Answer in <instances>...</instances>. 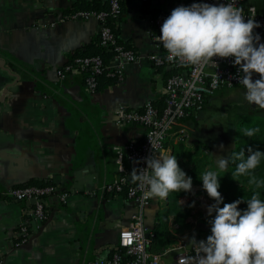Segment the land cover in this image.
Segmentation results:
<instances>
[{
	"label": "crops",
	"instance_id": "obj_1",
	"mask_svg": "<svg viewBox=\"0 0 264 264\" xmlns=\"http://www.w3.org/2000/svg\"><path fill=\"white\" fill-rule=\"evenodd\" d=\"M76 1L0 0V191L44 181L67 193L64 200L57 195L44 198L48 218L38 227L35 222L29 224L28 239L16 246L18 227L30 217L33 203L0 192L2 264H88L109 257L119 228L127 226L138 210L124 191L100 189L121 174L115 147L124 148L145 135L141 124H117L116 111L119 107L141 109L147 100H159L169 69L151 63L149 55L159 52V46L147 33L149 15L142 13L141 0H130L118 23V36L133 47L137 59L125 66L122 80L90 92L82 72L58 78L56 69L99 35L96 19L66 18ZM184 1L149 0L150 8L162 11ZM249 5L264 12V0H245V6ZM258 76L254 73L253 78ZM234 93L238 104L251 110L262 108L245 100L244 87H234ZM202 111L184 120V145L190 149L207 143L192 135ZM176 143L170 135L164 149L173 155ZM210 146V163L215 168L213 155L218 151ZM136 166L135 160L124 157L129 184ZM187 193L189 198L182 195L180 203L191 196L197 200ZM162 201L153 197L144 210L147 232L155 225ZM190 217L192 230L198 215ZM190 230L177 233V238L181 234L192 243ZM199 234L196 240L207 236ZM160 264H176L174 253L165 254Z\"/></svg>",
	"mask_w": 264,
	"mask_h": 264
},
{
	"label": "clouds",
	"instance_id": "obj_2",
	"mask_svg": "<svg viewBox=\"0 0 264 264\" xmlns=\"http://www.w3.org/2000/svg\"><path fill=\"white\" fill-rule=\"evenodd\" d=\"M255 11L245 19L243 9L234 0L208 3L193 0L189 5H177L164 18L159 39L169 53V58L193 64L201 69L216 67L214 56L233 57L239 66L238 80L244 85V98L250 104L264 108V42L254 31L260 26ZM254 73L259 76L253 78ZM243 133L253 136L258 128H244ZM222 148L223 145H220ZM215 168L208 167L200 176L202 188L214 198L206 206L209 215L210 234L205 239L191 238L195 256L191 264H264V199L259 191L250 198H238L224 202L218 191L220 171H226L230 163L236 167L232 177L249 176V185L264 186L252 173L264 159V150L249 145L245 151H233L230 155H213ZM146 166L135 170L132 179L138 182L145 198H165L170 191L192 189V177L178 164L176 155L166 150L151 152L144 158ZM242 200L246 208H239ZM212 213H215L212 215Z\"/></svg>",
	"mask_w": 264,
	"mask_h": 264
},
{
	"label": "built area",
	"instance_id": "obj_3",
	"mask_svg": "<svg viewBox=\"0 0 264 264\" xmlns=\"http://www.w3.org/2000/svg\"><path fill=\"white\" fill-rule=\"evenodd\" d=\"M208 3H220L225 0H206ZM236 6L243 9L245 19L255 11V20L260 22V26L254 28L259 32L264 42V12H260L252 5L245 6V0H234ZM119 0H108V11H76L68 13L66 18H94L99 23L100 44L110 46L113 50V57L109 63H104L100 56L96 55H76L65 64L56 69V76L64 78L69 74L82 72L84 74L85 84L90 92H95L97 88V76L105 74L113 76L117 80H122L125 66L137 59V54L132 48H126L116 40L111 28L105 24L108 14L117 13L119 10ZM169 14H160L150 19L151 26L148 28V36L157 43L159 52L151 53L149 59L155 67H166L169 70L176 69L172 74L165 78L163 85V95L165 97V106L158 111L151 100H147L142 109H124L118 108L116 111L117 124L125 122H134L145 127L143 139L137 143L130 141L126 146L115 147L116 162L118 171L121 173L116 180L103 183L101 191L122 192L130 198L137 206L138 210L132 221L127 226H122L118 230L117 244L111 255L106 258H99L90 261L88 264H160L162 257L168 252L175 255L176 264H191L195 256L193 243H188L184 235L179 234L177 240L166 247L161 252H152L148 250L150 235L147 232L144 219V210L150 205L153 197L145 198L138 182L133 181L127 184V176L124 173V157L135 160L136 170L145 167V157L164 149L166 139L172 135L175 140H184L187 131L184 125L185 118L190 114H197L205 106V98L213 94L222 87L242 86L238 80L239 66L232 63L233 57L214 56L216 67L206 66L203 69L179 60L169 58L167 49L164 48L159 39L160 26ZM197 187H193L196 190ZM1 192V191H0ZM2 195L9 196L18 200L35 199L30 217L20 223L18 227L19 237L14 239L16 246L22 245L30 234V225L35 222V226L48 218L44 208V198L50 195H57L59 199L64 200L67 193L58 191L52 184L44 186L38 185H20L10 187ZM164 200L165 198H161ZM201 207L207 210L206 206L210 199L202 194L196 196ZM190 216L188 220H190ZM192 222V221H191ZM173 227L175 224L170 223ZM146 234L148 236L146 237ZM3 260H0V264Z\"/></svg>",
	"mask_w": 264,
	"mask_h": 264
},
{
	"label": "trees",
	"instance_id": "obj_4",
	"mask_svg": "<svg viewBox=\"0 0 264 264\" xmlns=\"http://www.w3.org/2000/svg\"><path fill=\"white\" fill-rule=\"evenodd\" d=\"M130 0H119L120 6L117 13H110L107 15L105 24L111 28V31L116 37V40L123 44L126 48L133 47L127 42H123L120 40L118 36V23L122 19L124 12L127 9V4ZM142 1V13L145 15H149V18H155L160 14H170L171 10L162 11L158 9L150 8L149 0H141ZM193 2V0H185L184 2L178 3L177 5H189ZM174 6V7H176ZM108 0H77L71 8L67 11L69 13L76 11H108ZM86 49L84 51L78 52L76 55H96L100 56L103 62L109 63L113 57V50L110 46H103L100 44V37H96L93 42L85 46ZM134 50V49H133ZM135 51V50H134ZM176 69H171L166 71V77L172 74ZM117 79L113 76H107L105 74H101L97 76V88L100 89L102 86L115 83ZM234 87H242V86H234ZM233 87H222L217 89L216 92L222 93L232 89ZM209 95V96H211ZM205 98V102L207 98ZM235 104H238L234 101ZM154 107L161 111L165 106V97L164 95L159 99L153 102ZM239 105V104H238ZM142 109V108H141ZM140 109V110H141ZM204 109V108H203ZM258 128L253 136H247L243 133L244 128ZM140 142V141H139ZM137 142V143H139ZM249 145H252L253 148H259L260 150H264V109H246L243 111V116L239 119V122L234 126V133L232 134V147L229 150V154L233 151H245V156L247 155V148ZM173 155H176L179 166L192 177V185H199L203 192H206L205 189L202 188V181L200 176L204 170L208 167L210 163V151L211 146L207 143L201 142V146L195 149H190L184 145L183 142H178L172 145ZM207 166H204V165ZM236 164L230 163L229 167L226 171H220V187L218 191L221 192V195L224 197V201L220 206H223L224 202H231L238 198L247 199L250 198L254 191H259L261 194V198L264 199V186L260 188H256L254 185H249L248 180L249 176L239 175L234 179L232 174L235 170ZM213 168V167H212ZM252 173L259 180H264V159L261 160V163L254 169L251 170ZM49 182H28L23 185H38L44 186ZM129 184V180L127 181ZM22 186V185H21ZM185 194L184 190L170 191L168 196L162 201V206L159 212L156 214L155 225L148 230L150 235V242L148 245V250L152 252H161L166 247L171 245L177 240V233H183L186 230H190L193 226L192 222L188 220V217L191 215V211L193 208V203L191 200L186 203H180L179 198ZM209 197V196H208ZM214 200V198H211ZM152 200V199H151ZM151 204V202H150ZM246 201L242 200L238 205L239 208H246ZM215 213H212L214 215ZM209 215L202 216L200 215L197 219V223L192 230H190V238L195 237L197 239L198 234L206 233L210 234V224H209ZM175 224L173 227L170 225ZM199 234V235H200Z\"/></svg>",
	"mask_w": 264,
	"mask_h": 264
},
{
	"label": "rangeland",
	"instance_id": "obj_5",
	"mask_svg": "<svg viewBox=\"0 0 264 264\" xmlns=\"http://www.w3.org/2000/svg\"><path fill=\"white\" fill-rule=\"evenodd\" d=\"M234 87L228 91L211 95L209 98V105L206 110L202 111L200 117L197 119V125L192 130V135L202 141L212 145L214 150L218 151V155H224L229 147L232 145V134L234 133V126L239 122V119L243 116V111L249 109L248 105H238L234 103ZM206 103V102H205ZM205 107V106H204ZM184 140L178 141L185 143ZM220 145H223L221 148ZM204 166H207L206 164ZM211 166V163L208 164ZM207 166V167H208ZM196 186V190H190V196L203 195L208 197L207 192H203L199 185ZM188 192V190H187ZM185 195L189 198L188 193ZM193 192V193H192ZM210 199V197H208ZM193 208L190 216H207V210L201 207V203L193 199ZM213 200L210 199V203ZM197 207V208H196Z\"/></svg>",
	"mask_w": 264,
	"mask_h": 264
},
{
	"label": "water",
	"instance_id": "obj_6",
	"mask_svg": "<svg viewBox=\"0 0 264 264\" xmlns=\"http://www.w3.org/2000/svg\"><path fill=\"white\" fill-rule=\"evenodd\" d=\"M29 202L30 203H34L35 202V199L34 198H31V199H29ZM148 236V234H146V237Z\"/></svg>",
	"mask_w": 264,
	"mask_h": 264
}]
</instances>
